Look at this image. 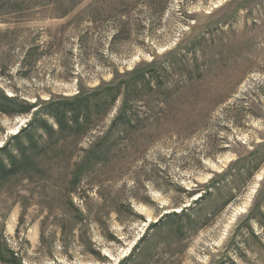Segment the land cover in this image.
Wrapping results in <instances>:
<instances>
[{
  "label": "rangeland",
  "instance_id": "rangeland-1",
  "mask_svg": "<svg viewBox=\"0 0 264 264\" xmlns=\"http://www.w3.org/2000/svg\"><path fill=\"white\" fill-rule=\"evenodd\" d=\"M6 143L0 264H264V0H0Z\"/></svg>",
  "mask_w": 264,
  "mask_h": 264
},
{
  "label": "trees",
  "instance_id": "trees-1",
  "mask_svg": "<svg viewBox=\"0 0 264 264\" xmlns=\"http://www.w3.org/2000/svg\"><path fill=\"white\" fill-rule=\"evenodd\" d=\"M28 108L29 107H27L26 110H28ZM13 147L15 148L16 153L21 154L23 152L20 142L15 143ZM13 149L9 147L8 143H6L4 146H1L0 148V151L4 152L5 154V158L0 157V172H2L1 174H14L17 171V161L20 160V158L17 157V154H13Z\"/></svg>",
  "mask_w": 264,
  "mask_h": 264
}]
</instances>
